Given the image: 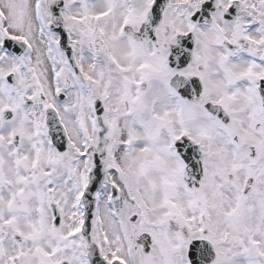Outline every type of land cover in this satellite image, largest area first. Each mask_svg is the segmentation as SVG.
Segmentation results:
<instances>
[{"label":"snow or ice","instance_id":"obj_1","mask_svg":"<svg viewBox=\"0 0 264 264\" xmlns=\"http://www.w3.org/2000/svg\"><path fill=\"white\" fill-rule=\"evenodd\" d=\"M0 264H264V0H0Z\"/></svg>","mask_w":264,"mask_h":264}]
</instances>
